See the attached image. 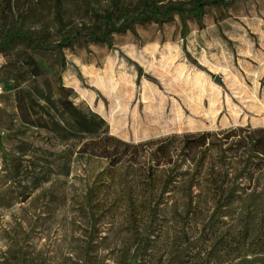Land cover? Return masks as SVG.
Returning <instances> with one entry per match:
<instances>
[{
  "label": "rangeland",
  "instance_id": "374dc122",
  "mask_svg": "<svg viewBox=\"0 0 264 264\" xmlns=\"http://www.w3.org/2000/svg\"><path fill=\"white\" fill-rule=\"evenodd\" d=\"M196 1L0 0V264H264V171L228 136L264 127V0L161 14ZM107 15L134 29L112 46L92 38ZM66 99L124 141L211 131L216 150L149 188L79 152Z\"/></svg>",
  "mask_w": 264,
  "mask_h": 264
},
{
  "label": "trees",
  "instance_id": "16d2710c",
  "mask_svg": "<svg viewBox=\"0 0 264 264\" xmlns=\"http://www.w3.org/2000/svg\"><path fill=\"white\" fill-rule=\"evenodd\" d=\"M217 2V1H212ZM207 1L197 0L194 7L185 8L180 5L167 6L165 11H161L163 16L171 13L182 16L185 13H192L196 17H201L205 13ZM127 19L116 25L110 16L104 19V27L100 33H93L92 38L97 41H105L112 46L110 36L112 32L133 28L126 27ZM182 47L186 51L184 35H181ZM65 67H62L64 70ZM138 75H141V67L137 65ZM59 91L66 95V87L60 79ZM64 106L70 116L73 117L78 130L86 133L89 137L83 142L79 152L108 159L111 166L118 163H128L138 166L148 174L149 188L154 180L153 174L160 168L179 166L178 164L189 163L199 164L205 161L207 156L216 150L217 133L203 131L199 133L170 134L163 137L151 138L139 142L124 141L114 135H110L105 121L98 117L95 122L93 114L84 113L71 101L66 99ZM104 127V129H102ZM230 137L235 138L234 144L238 149H249L251 161L249 163L253 172L264 171V127L253 128L250 125L236 127L229 132Z\"/></svg>",
  "mask_w": 264,
  "mask_h": 264
},
{
  "label": "built area",
  "instance_id": "2783aa9c",
  "mask_svg": "<svg viewBox=\"0 0 264 264\" xmlns=\"http://www.w3.org/2000/svg\"><path fill=\"white\" fill-rule=\"evenodd\" d=\"M3 92V87L2 85L0 84V94Z\"/></svg>",
  "mask_w": 264,
  "mask_h": 264
}]
</instances>
